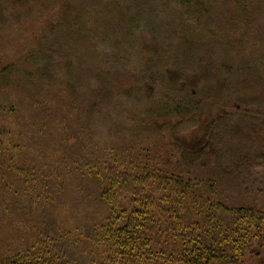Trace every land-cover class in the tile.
<instances>
[{"label": "trees", "instance_id": "16d2710c", "mask_svg": "<svg viewBox=\"0 0 264 264\" xmlns=\"http://www.w3.org/2000/svg\"><path fill=\"white\" fill-rule=\"evenodd\" d=\"M51 1L52 10L46 0H0V36L23 40L10 56L35 60L7 59L0 72V264H249L262 256L264 152L249 142L250 149L234 154L230 145L235 135L257 134L246 118L264 113L248 104L254 99L248 93L233 100V87L222 85L229 81L224 72L239 84L249 79L242 67L212 59L217 48L232 55L217 47L225 41L200 50L213 60L205 67L207 82L218 81L216 89L238 101L232 120L238 132L220 125L222 115L203 123L202 107L217 92L200 87L193 93L186 86L197 77L187 71L179 74L187 81L186 95L180 94L187 101L181 98L176 116L157 123L150 111L160 114V107L143 105L137 122L158 133L146 146L136 134L124 144L103 140L97 121L111 107L89 103L91 97L79 102L84 65L127 59L141 27L168 28L161 9L169 2L208 22L203 38L205 31L226 39L227 26H217L211 0ZM24 36L31 37L24 42ZM198 50L183 46L179 53L191 62ZM240 51L241 59H251L246 70L262 68L259 56Z\"/></svg>", "mask_w": 264, "mask_h": 264}, {"label": "rangeland", "instance_id": "374dc122", "mask_svg": "<svg viewBox=\"0 0 264 264\" xmlns=\"http://www.w3.org/2000/svg\"><path fill=\"white\" fill-rule=\"evenodd\" d=\"M211 4L210 12L217 26L219 24L227 26V29L223 31L225 35L228 34L226 39H222L224 36L216 38V34L213 35V33L207 35L205 31L203 38L202 31L204 27L209 28L208 22L207 26L203 25L200 17L194 18L187 11L175 6L174 2H169L166 8L161 9V13L164 14L165 12L163 19L168 24V28L154 32L152 31L154 29L149 30L141 27L140 31H138L135 49L130 50L126 56L122 55L127 59L117 62L116 58L109 56L103 57L99 61L90 60L91 63L84 65L85 69L83 68L82 73H80L84 78V83L81 82L77 85H83L80 89L78 87L80 91L79 102L83 98L85 100L91 97L93 101L89 103H98L99 107L103 108L111 107V109L106 112L103 111L101 114L105 116L103 121H97L95 118L98 127L97 131L103 140L109 141L111 138H114V141L124 144L133 141V135L136 134L146 146L150 136L152 134L157 136L158 133L155 129L151 131L150 128L137 122L143 118L144 113L141 110L144 107L143 105L151 104L156 107L159 106L161 109L160 114L157 111L152 112V110L150 113L153 117L157 118V123H164L161 117L176 116L177 111L175 110L176 113H174L173 110L179 101H187L186 98L180 95L182 93L185 94L186 87H191L190 90L193 93L196 90L200 91V87H211V89L218 93L211 94L212 96L210 95L209 99L207 97L208 101L206 102L208 103L205 104L206 107L204 105L202 107L203 113L200 119L205 125L207 123L212 124L216 115H222L223 121L220 125L229 124L228 129H230V132H238L234 129L238 124L236 121H232L235 120L233 119L237 113L235 104L238 101L233 100L237 96L242 97L243 94L247 93L249 97L255 99H251L248 104H254L264 113V65L260 66L262 67L260 69L246 70L245 63L251 61V59H241L245 52L240 51V48L244 47L249 52L251 51L259 56V59L262 58L264 60V0H211ZM45 6L52 10V1L46 0ZM88 9L94 8L89 6ZM210 19L212 20V18H208L207 20L209 21ZM254 28L260 32L254 31ZM15 36H12L11 39L13 40L11 43H9V38L0 36V72L7 67V59L15 60L11 58L25 56L28 65L35 62L34 57L31 58L26 55H17L16 53L10 56L9 50H18L22 47L23 40L20 41L21 37ZM30 37L24 36V42ZM233 37H237L240 43L233 42ZM219 40L225 41L226 44H221L217 47L230 49L232 55L221 54L217 48L216 51H213L215 53H213L212 59L214 61H218L219 58L224 59V62L234 67L235 70H237V65L242 67V72L246 73L244 78H249L248 80H244V83L241 82L239 84V82H236L238 80L237 76L224 72L229 77V81H232V84H228V81L222 85L226 88L233 87V91L236 93L232 97L233 100L228 98L230 97L228 92H221L219 89H216V87H221L218 81L207 82L209 77L207 78L206 76L209 75V72L205 67L213 60H209V52H203L200 49L204 46L218 44ZM243 42L249 43V45L247 44L246 47V44L245 46L242 44ZM183 46H192L199 49L200 53L198 57L192 59L191 62L184 61L182 59L183 55L179 53V50ZM211 47L213 48L214 46ZM89 58L93 59V57ZM202 58H206V61H201ZM259 59H257V62L264 63ZM180 71L191 72L189 76H196L197 78L187 85V81L185 82L179 77ZM247 71L250 73L248 74ZM240 74V71H238L239 77ZM78 76L79 73L75 74V77ZM80 80L79 77L75 79V81ZM243 87H246L248 92ZM239 89L241 91H238ZM133 105L136 107H133ZM168 111H172V113L169 114ZM213 114L215 115L212 118ZM179 116H177L178 120L176 122L179 121ZM150 119L152 120L153 118ZM246 119L250 121L254 120V126L260 131L255 135L254 132L253 136L242 134L244 138L241 137L238 140H236L237 135H235L230 149L234 154L239 151L242 155L244 150L250 149L248 144L251 143L253 147H257L260 153L264 152V115L258 118L249 116ZM38 120L37 127L43 123L40 119ZM112 120H116L114 128ZM138 124L142 128H139ZM181 124V127L185 126V123ZM190 129L188 128V131ZM177 131L186 132L187 130L178 128ZM192 131L190 130L187 136H192ZM167 135L170 134L168 133ZM249 264H264V253L259 258L251 259Z\"/></svg>", "mask_w": 264, "mask_h": 264}]
</instances>
